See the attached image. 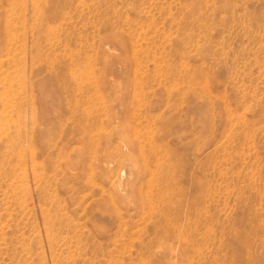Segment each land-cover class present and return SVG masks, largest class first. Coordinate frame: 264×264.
<instances>
[{
  "label": "rangeland",
  "instance_id": "rangeland-1",
  "mask_svg": "<svg viewBox=\"0 0 264 264\" xmlns=\"http://www.w3.org/2000/svg\"><path fill=\"white\" fill-rule=\"evenodd\" d=\"M0 127V264H264V0H0Z\"/></svg>",
  "mask_w": 264,
  "mask_h": 264
},
{
  "label": "bare ground",
  "instance_id": "bare-ground-1",
  "mask_svg": "<svg viewBox=\"0 0 264 264\" xmlns=\"http://www.w3.org/2000/svg\"><path fill=\"white\" fill-rule=\"evenodd\" d=\"M5 22V21H4ZM10 29V28H9ZM41 30V29H40ZM48 33V32H47ZM48 35V34H47ZM56 35V34H55ZM46 36V35H45ZM3 37H4V35H3ZM12 38V37H11ZM52 44V43H51ZM50 54V53H49ZM50 57V56H49ZM52 57V56H51ZM48 60V59H47ZM36 63V62H35ZM164 63H165V61H164ZM27 82V81H26ZM29 93H30V91H29ZM33 94V93H32ZM26 96V95H25ZM20 97V96H19ZM27 98V97H26ZM18 99V98H17ZM18 101V100H17ZM15 103V102H14ZM32 103H33V101H32ZM9 104V103H8ZM18 104V103H17ZM20 104H21V102H20ZM24 104V103H23ZM13 106V105H12ZM32 106V105H31ZM2 108V107H1ZM7 108V107H6ZM5 109V108H4ZM7 110V109H6ZM8 116V115H7ZM6 119V118H5ZM19 126V125H18ZM1 128V127H0ZM15 130H16V127H15ZM14 131V130H13ZM18 132H20V131H18ZM24 132V131H23ZM6 134V133H5ZM24 134V133H23ZM29 134V133H28ZM7 135V134H6ZM12 135V134H11ZM16 135V134H15ZM13 136V135H12ZM21 136V135H20ZM1 137V136H0ZM19 137V136H18ZM13 138V137H12ZM11 138V139H12ZM17 138V137H16ZM28 138V137H27ZM32 138V137H31ZM6 139V138H5ZM20 139V138H19ZM22 139V138H21ZM24 139V138H23ZM9 140V139H8ZM7 140V141H8ZM14 140V139H13ZM28 140V139H27ZM23 141V140H22ZM24 143V142H23ZM5 144V143H4ZM11 144V143H10ZM9 145V144H8ZM18 145V144H17ZM22 145V144H21ZM20 145V146H21ZM16 146V145H15ZM31 147V146H30ZM6 148V147H5ZM19 148V147H18ZM8 149V148H7ZM11 149V148H10ZM13 149H15V148H13ZM17 149V148H16ZM19 150V149H18ZM24 150V149H23ZM16 151V150H15ZM14 151V152H15ZM8 152V151H7ZM12 152V151H11ZM33 152H34V150H33ZM3 153V152H2ZM16 153H17V151H16ZM7 154V153H6ZM4 155V154H3ZM1 156V155H0ZM13 156V155H12ZM26 156V155H25ZM7 159H8V157H6ZM34 159V158H33ZM10 160V159H9ZM24 160V159H23ZM37 160V159H36ZM11 161V160H10ZM5 162V161H4ZM34 163V162H33ZM22 164V163H21ZM10 165V164H9ZM20 165V164H19ZM4 166V165H3ZM33 167H34V165H33ZM32 167V168H33ZM1 168V167H0ZM111 169V168H110ZM3 170V169H2ZM5 170V169H4ZM109 171V170H108ZM12 173V172H11ZM3 174V173H2ZM16 174V173H15ZM0 175H1V173H0ZM23 175V174H22ZM120 175V174H119ZM2 177V176H1ZM14 177V176H13ZM3 178V177H2ZM5 178V177H4ZM16 178V177H15ZM152 178V177H151ZM6 179V178H5ZM10 179V178H9ZM22 181V180H21ZM18 184V183H17ZM9 185V184H8ZM116 186V185H115ZM18 188V187H17ZM15 194V193H14ZM4 198H5V196H4ZM15 202V201H14ZM4 204V203H3ZM6 210V209H5ZM2 214V213H1ZM6 215V214H5ZM2 227V226H1ZM8 234V233H7ZM3 237V236H2ZM16 237V236H15ZM14 237V238H15ZM8 238V237H7ZM4 239H5V236H4ZM3 239V240H4ZM12 240V239H11ZM5 241H8V240H5ZM4 244V243H3ZM12 244V243H11ZM21 245V244H20ZM3 246V245H2ZM5 246H6V244H5ZM1 247V246H0ZM10 248V247H9ZM25 249V248H24ZM5 250V249H4ZM7 250H8V248H7ZM9 251V250H8ZM12 257V256H11Z\"/></svg>",
  "mask_w": 264,
  "mask_h": 264
}]
</instances>
